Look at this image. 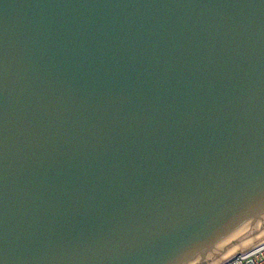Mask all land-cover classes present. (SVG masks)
Here are the masks:
<instances>
[{"label": "water", "instance_id": "obj_1", "mask_svg": "<svg viewBox=\"0 0 264 264\" xmlns=\"http://www.w3.org/2000/svg\"><path fill=\"white\" fill-rule=\"evenodd\" d=\"M263 245L264 0H0V264Z\"/></svg>", "mask_w": 264, "mask_h": 264}, {"label": "built area", "instance_id": "obj_2", "mask_svg": "<svg viewBox=\"0 0 264 264\" xmlns=\"http://www.w3.org/2000/svg\"><path fill=\"white\" fill-rule=\"evenodd\" d=\"M241 256L242 254L234 256L224 264H264V247L246 258H241Z\"/></svg>", "mask_w": 264, "mask_h": 264}, {"label": "bare ground", "instance_id": "obj_3", "mask_svg": "<svg viewBox=\"0 0 264 264\" xmlns=\"http://www.w3.org/2000/svg\"><path fill=\"white\" fill-rule=\"evenodd\" d=\"M263 247H264V245L261 248H263Z\"/></svg>", "mask_w": 264, "mask_h": 264}]
</instances>
